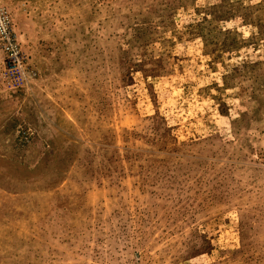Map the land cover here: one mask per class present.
<instances>
[{
  "label": "rangeland",
  "instance_id": "rangeland-1",
  "mask_svg": "<svg viewBox=\"0 0 264 264\" xmlns=\"http://www.w3.org/2000/svg\"><path fill=\"white\" fill-rule=\"evenodd\" d=\"M0 264H264V0H0Z\"/></svg>",
  "mask_w": 264,
  "mask_h": 264
}]
</instances>
